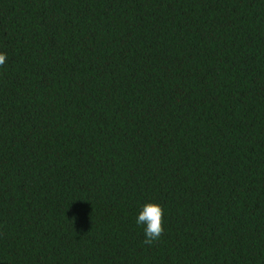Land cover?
<instances>
[{"label":"trees","instance_id":"obj_1","mask_svg":"<svg viewBox=\"0 0 264 264\" xmlns=\"http://www.w3.org/2000/svg\"><path fill=\"white\" fill-rule=\"evenodd\" d=\"M0 52V264H264V0H0Z\"/></svg>","mask_w":264,"mask_h":264},{"label":"clouds","instance_id":"obj_2","mask_svg":"<svg viewBox=\"0 0 264 264\" xmlns=\"http://www.w3.org/2000/svg\"><path fill=\"white\" fill-rule=\"evenodd\" d=\"M6 54L0 52V65L6 60ZM162 207L155 202H145L140 206L135 223L143 229L144 243L151 245L155 240L159 239L162 232Z\"/></svg>","mask_w":264,"mask_h":264}]
</instances>
